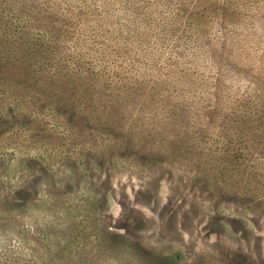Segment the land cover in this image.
<instances>
[{
    "label": "rangeland",
    "instance_id": "rangeland-1",
    "mask_svg": "<svg viewBox=\"0 0 264 264\" xmlns=\"http://www.w3.org/2000/svg\"><path fill=\"white\" fill-rule=\"evenodd\" d=\"M142 2L0 0V264H264V0Z\"/></svg>",
    "mask_w": 264,
    "mask_h": 264
},
{
    "label": "trees",
    "instance_id": "trees-1",
    "mask_svg": "<svg viewBox=\"0 0 264 264\" xmlns=\"http://www.w3.org/2000/svg\"><path fill=\"white\" fill-rule=\"evenodd\" d=\"M139 1L142 2V0H139ZM180 9H182V8H180ZM3 10H4V8H3ZM184 10L189 11L187 7H185ZM193 10H194L195 14L192 12L191 18H193L192 21L195 20L198 22L197 27H199V28H201L203 24L205 25V28H207L206 27L207 23L209 21H211V19L214 16L216 17V20L214 21V23H218L221 26H223V24L224 25H230L231 24V27L233 29L235 28V20L237 22L239 21V19L237 20L236 17L232 18L228 14V11H230L231 15H233V17H234V16H236L237 13H239V12H237V8L234 7L233 4H231V7H229L228 5H225V4H219L216 2H210V1L208 2L207 1L204 4H197L193 8ZM0 21L4 23L3 26L6 28L5 32H7L0 39V45H2L0 47V51L3 52L4 56L10 55L9 54V53H11L10 49H16L19 53L21 52V54H24L30 58L33 57L34 54L45 55V54H47V52L51 53L54 50L51 46L41 47V46H43V43L41 41H38L37 43H39V44L37 45V48L35 50L37 52H33L34 50L32 51L31 49L27 48L28 47L27 46L28 41L27 40L23 41L24 37L28 33L25 31V29L22 27V25L19 27L17 25V23H14L15 21H13L11 19V17L3 18V16H0ZM261 22L263 23L261 25H264V19H262ZM246 27H247V25H243V27H241V28L244 29ZM10 28H11V30H9ZM4 72L5 73H3V74L7 76L6 78H9L12 80L20 79V78H23V79L26 78L25 80H27V78L30 79L34 76V74H37V73H32L33 74L32 75L31 71H27L26 65H22V64L9 66V67H7V69H5ZM200 72H202V71H200ZM200 72L195 71L192 73L195 74L197 77ZM201 74L203 75V73H201ZM11 75H12V77H15V78L8 77ZM199 77H202V76H199ZM194 80H196V78L193 75H191V77L188 76L189 82L192 83ZM86 93L90 94L91 89L90 90L88 89L87 91H85V96H87Z\"/></svg>",
    "mask_w": 264,
    "mask_h": 264
}]
</instances>
